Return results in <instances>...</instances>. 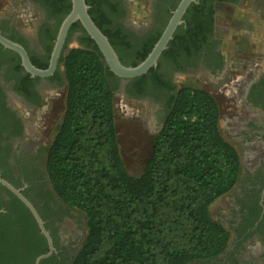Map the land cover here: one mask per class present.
<instances>
[{"label":"trees","instance_id":"obj_1","mask_svg":"<svg viewBox=\"0 0 264 264\" xmlns=\"http://www.w3.org/2000/svg\"><path fill=\"white\" fill-rule=\"evenodd\" d=\"M195 1L199 4L192 3L182 18L186 31L192 29L187 23L192 11L199 10L207 17L206 0ZM178 2L168 11H173ZM42 3L54 20L47 49L50 53L71 3ZM85 3L90 18L107 37L119 61L131 67L145 59L171 15L160 20L145 40L132 44L112 27L102 8L105 0ZM183 28L175 31L158 63L179 42ZM75 32H82L83 38L78 48L67 50L64 46L60 56L64 111L44 163L54 195L85 217L84 242L71 263L212 264L225 253L230 236L212 219L210 206L233 189L241 171L238 153L220 131L215 100L199 88L178 90L154 136L143 172L132 176L120 154L115 123L114 95L120 79L108 70L78 22L70 27L66 40ZM153 72L152 68L133 80L141 83ZM10 195L13 204L5 208L6 215L0 214L9 218L0 224L4 250L12 262L25 256V264H33L48 251L47 243L29 211ZM55 259L52 255L40 264Z\"/></svg>","mask_w":264,"mask_h":264},{"label":"flooded vegetation","instance_id":"obj_2","mask_svg":"<svg viewBox=\"0 0 264 264\" xmlns=\"http://www.w3.org/2000/svg\"><path fill=\"white\" fill-rule=\"evenodd\" d=\"M176 1L148 0L147 22L138 27L131 20L127 0H105L102 8L112 27L134 44L145 40L159 26L158 22L167 18L172 12L168 10ZM5 4L6 7L21 8V17L31 11L35 22L32 31L27 32L5 9L0 15V34L20 44L32 64L47 68L51 55L47 52L51 43L49 35L54 30L48 8L42 0H5ZM205 4L207 17L196 9L188 16L192 33L186 31L182 20L180 26L184 25V28L179 32V42L172 45L165 60L153 68V76L141 83L133 79L126 81L122 89L119 80L117 92L122 90L139 101L149 100L162 127L173 96L181 88L191 87L181 86V79L221 84L219 92L224 93L223 103L231 117L232 128L228 135L238 153L241 171L233 189L222 196L223 208L213 219L229 232L230 239L225 253L212 264H264V0H206ZM220 5L243 12L239 13V20H232L244 25L240 33L232 35L229 28L219 26L216 9ZM249 20L254 29L252 33L246 27ZM81 38L82 32H75L64 46L73 41L79 47ZM15 56L18 57L12 51L0 49V175L21 190L43 220L55 248L52 255L56 259L49 264H72L84 242L83 227H77L70 237L67 236L61 215L71 208L57 202L45 176L48 146L35 138L36 131L31 128L33 116L47 106L46 90L63 86L61 70L58 63L51 76L33 77L21 67L19 57L21 70L18 69ZM230 60H238V64L232 67ZM216 104L220 127L222 115ZM10 194L4 187L0 188L2 215H6L5 208L13 204ZM8 220L7 216H0V224ZM0 238V264H25V256L12 262L13 258L6 255L5 243Z\"/></svg>","mask_w":264,"mask_h":264},{"label":"rangeland","instance_id":"obj_3","mask_svg":"<svg viewBox=\"0 0 264 264\" xmlns=\"http://www.w3.org/2000/svg\"><path fill=\"white\" fill-rule=\"evenodd\" d=\"M127 1L129 4L131 20L134 21L135 25L141 26L142 24L146 23L148 15V0ZM11 6H8L10 7L9 9L6 7L5 0H0V15L3 11H5V9L9 10L10 14L13 15V18L19 21L22 28L27 32H31L32 25L35 22L34 14L31 11H28V13L22 14L23 17H21V8L19 9L18 7ZM216 11L218 15V24L220 27L229 28V30L232 32V35L233 33L236 35L237 33H240L241 30H243L242 27L244 25H240L237 22L232 21L233 19L239 20V13H243L242 11H237V9L223 5L217 6ZM246 27H248V30H250L251 33L253 32L254 29L250 20L247 22ZM251 38L252 37H250V39ZM231 44L232 43H230V45ZM66 48L67 50H70L78 48V45L72 41L67 44ZM252 55L254 56V52H252ZM238 60H230L232 62L231 66H236V64H238ZM60 70L62 71V67H60ZM234 73L238 74V72ZM234 73L232 72V74ZM181 81V86L189 85L194 88L204 89L211 93L218 103L222 115L220 121V131L223 136H225V138L232 144V141L228 135L230 129L232 128V125L230 124L231 117L227 115L225 104L223 103V100L226 99L223 96L224 93L219 92L222 89L221 84H200L199 82L192 81L190 79H181ZM46 91L48 96L47 106L33 116L34 120L31 124V128L32 131H36L35 138L43 141L45 144H47V146H49L54 134L58 129L63 115L65 85L63 84L62 87L57 89H47ZM12 103L17 108H19L20 111H23L20 108V105L15 102L14 99L12 100ZM114 107L118 144L123 163L130 175L138 176L143 172L150 157L154 136L161 127V119L155 116V108L152 103L149 102V100L139 101L127 96L122 90H119L114 95ZM56 199L58 203H61L57 197ZM223 201L224 197H221L210 206L212 219H215L218 212L223 208ZM64 217L65 220L63 219ZM61 220L68 237H70L73 230L79 226L83 227L85 235L86 221L84 215L80 211L75 209H65L63 215H61Z\"/></svg>","mask_w":264,"mask_h":264},{"label":"water","instance_id":"obj_4","mask_svg":"<svg viewBox=\"0 0 264 264\" xmlns=\"http://www.w3.org/2000/svg\"><path fill=\"white\" fill-rule=\"evenodd\" d=\"M195 0H180L171 12V15L167 21L166 26L164 27L160 37L154 44L151 51L141 61L138 65L124 66L118 59L117 54L111 47L108 39L104 34L98 29L94 24L92 19L88 14L89 7L86 5L85 0H70L71 9L69 13L62 20L55 41L51 51L50 60L48 67L46 69L36 68L29 60V57L25 49L18 43L13 42L0 34V46L3 49L14 52L18 55L20 59V65L24 71L30 74L33 77L47 78L53 74L55 71L60 56L62 54L66 37L70 27L78 22L88 37L94 42L98 51L102 55L103 61L107 66L108 70L121 80V89L126 81L139 78L145 75L150 69L155 68L158 64V60L161 54L167 49L168 43L172 40L173 34L178 26L182 24V17L187 11L188 7L195 3ZM4 187L7 189L13 196H15L29 211L33 217L37 228L40 234L45 238L48 251L44 254L39 255L33 264H40L43 260L49 258L54 252L55 248L52 243L49 232L44 226V222L39 216L38 212L34 206L29 202V200L23 196L21 190L12 186L9 182L4 180L0 175V188Z\"/></svg>","mask_w":264,"mask_h":264}]
</instances>
